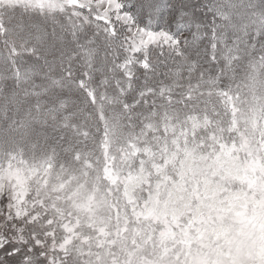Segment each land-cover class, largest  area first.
<instances>
[{"label":"snow or ice","instance_id":"1","mask_svg":"<svg viewBox=\"0 0 264 264\" xmlns=\"http://www.w3.org/2000/svg\"><path fill=\"white\" fill-rule=\"evenodd\" d=\"M0 264H264V0H0Z\"/></svg>","mask_w":264,"mask_h":264}]
</instances>
